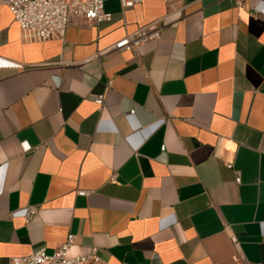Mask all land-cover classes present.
<instances>
[{"label": "crops", "instance_id": "0c3cea01", "mask_svg": "<svg viewBox=\"0 0 264 264\" xmlns=\"http://www.w3.org/2000/svg\"><path fill=\"white\" fill-rule=\"evenodd\" d=\"M183 4L106 0L111 20L36 43L0 9L21 65L0 68V264L71 233L109 264H264V13ZM165 17L142 53L111 48Z\"/></svg>", "mask_w": 264, "mask_h": 264}, {"label": "built area", "instance_id": "2783aa9c", "mask_svg": "<svg viewBox=\"0 0 264 264\" xmlns=\"http://www.w3.org/2000/svg\"><path fill=\"white\" fill-rule=\"evenodd\" d=\"M124 8H132L142 0H119ZM170 11L181 12L184 9V0H164ZM106 0H0V9L7 7L12 13L15 22L19 26L20 38L24 43L46 42L53 39L65 37L66 30L74 17H82L98 24L102 21H109L112 18L110 12L105 9ZM264 0H234L235 6L250 11L254 15H261L264 10L260 3ZM167 17L159 19L150 25L140 27L133 33H128L117 41L112 49L116 51L137 50L142 53L146 43L158 41L162 36V27L169 23ZM173 23L177 19L172 20ZM3 39L0 34V48ZM21 65L13 61L0 58V68H20ZM104 93L96 95L94 102L102 107L104 105ZM135 109L126 114L129 121H133ZM102 124V123H101ZM109 124V123H107ZM102 128L101 125L99 129ZM115 131L110 123L107 128ZM135 134L127 137L132 140ZM137 145H140L139 138ZM233 168V163H228ZM236 183L241 182L240 172H236ZM79 195H89L88 191H78ZM36 207L25 208V218L29 221L36 213ZM76 236L69 234L67 240L60 244L53 253H48L42 247L28 255L12 257L7 264H109L100 254L96 246H80L76 253H73V246Z\"/></svg>", "mask_w": 264, "mask_h": 264}]
</instances>
